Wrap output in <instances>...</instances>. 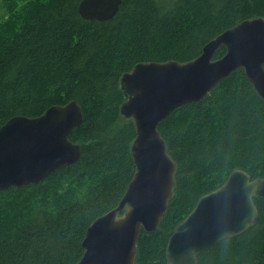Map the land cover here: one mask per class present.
<instances>
[{
  "label": "trees",
  "instance_id": "1",
  "mask_svg": "<svg viewBox=\"0 0 264 264\" xmlns=\"http://www.w3.org/2000/svg\"><path fill=\"white\" fill-rule=\"evenodd\" d=\"M81 1L2 0L0 128L71 101L84 121L69 137L82 145L78 162L0 192V264H77L88 227L119 205L137 172L135 124L121 114L124 74L146 62L192 61L224 31L264 17V0H122L116 16L100 22L82 18ZM226 53L222 46L214 59ZM158 130L177 164L174 195L157 230L141 232L135 264H168L175 228L234 170L264 179V99L244 69L174 110ZM254 203L256 223L198 264H264V199Z\"/></svg>",
  "mask_w": 264,
  "mask_h": 264
},
{
  "label": "water",
  "instance_id": "2",
  "mask_svg": "<svg viewBox=\"0 0 264 264\" xmlns=\"http://www.w3.org/2000/svg\"><path fill=\"white\" fill-rule=\"evenodd\" d=\"M121 3L82 0L79 13L86 20L109 21ZM222 46L227 53L214 60ZM238 69H244L264 99V17L224 31L192 61L141 63L123 75L127 100L121 114L135 124L132 153L137 172L119 205L88 227L84 254L77 264H135L141 232L157 230L174 195L177 164L158 126L177 108L201 100ZM83 121L77 101L52 106L36 118L10 119L0 128V192L39 184L61 167L78 162L82 145L69 137ZM256 197L264 199V179L252 180L246 171L234 170L175 228L166 249L168 264H198L203 252L246 232L258 219Z\"/></svg>",
  "mask_w": 264,
  "mask_h": 264
},
{
  "label": "rangeland",
  "instance_id": "3",
  "mask_svg": "<svg viewBox=\"0 0 264 264\" xmlns=\"http://www.w3.org/2000/svg\"><path fill=\"white\" fill-rule=\"evenodd\" d=\"M24 3L23 2H20L19 4V8L23 5ZM5 15V10L3 8V5H2V0H0V20L2 19V17ZM215 56V55H214ZM215 60V59H214ZM217 60V59H216ZM123 116V115H122ZM124 117V116H123Z\"/></svg>",
  "mask_w": 264,
  "mask_h": 264
}]
</instances>
